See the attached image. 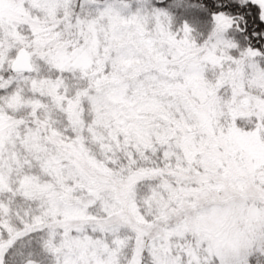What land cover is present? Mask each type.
Masks as SVG:
<instances>
[{"label": "snow or ice", "instance_id": "6c2138e0", "mask_svg": "<svg viewBox=\"0 0 264 264\" xmlns=\"http://www.w3.org/2000/svg\"><path fill=\"white\" fill-rule=\"evenodd\" d=\"M0 264H264V0H0Z\"/></svg>", "mask_w": 264, "mask_h": 264}]
</instances>
